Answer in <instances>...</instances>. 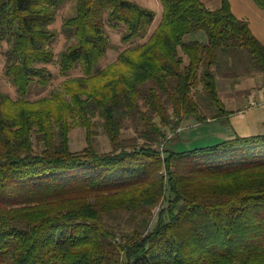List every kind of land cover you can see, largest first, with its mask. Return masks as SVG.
Wrapping results in <instances>:
<instances>
[{
    "label": "trees",
    "instance_id": "trees-1",
    "mask_svg": "<svg viewBox=\"0 0 264 264\" xmlns=\"http://www.w3.org/2000/svg\"><path fill=\"white\" fill-rule=\"evenodd\" d=\"M61 2L0 0L6 73L20 95L0 91V264H264V134L186 150L165 141L185 119L229 113L222 52L248 49L264 77V43L248 21L230 0H161L150 33L156 13L136 1L78 0L59 60L64 90L31 100L35 78H52L35 65L56 61ZM107 22L126 26L124 43L149 37L101 67ZM200 31L207 38L187 40ZM77 67L84 74L70 76ZM75 125L87 129L78 151ZM98 125L111 151L97 148Z\"/></svg>",
    "mask_w": 264,
    "mask_h": 264
},
{
    "label": "rangeland",
    "instance_id": "rangeland-1",
    "mask_svg": "<svg viewBox=\"0 0 264 264\" xmlns=\"http://www.w3.org/2000/svg\"><path fill=\"white\" fill-rule=\"evenodd\" d=\"M136 3L152 9L156 13L155 20L151 24L149 28V32H153L161 23L163 17V4L161 0H133ZM207 6L210 8H217L221 6V0H202ZM78 0H63L60 3V6L56 13L55 21L52 23L51 28L56 32L55 42H53L52 47L55 53L56 61L55 63H37L35 66L37 70H48L46 73L52 74V78L48 80V82L44 83L43 76L36 77L28 98L31 100H37L42 97H50L55 92H63V82L66 79L60 72V57L62 52H64L67 47L69 46V42L67 39V32L65 22L66 19L77 12ZM126 26L122 25L119 27H115L111 25L109 22L106 23V30L107 34L110 36L111 39V47L109 48L105 57L101 58L99 62V66L105 67L109 65L111 62H114L118 59L119 55L129 46L131 45H139L145 42L149 35H146L144 38H136L131 43H124L123 36L126 32ZM207 38V35L200 31L197 33L189 34L187 36V40H191L193 38ZM11 47V43L8 41H4L0 43V91L9 95L12 99L16 100L19 98V93L17 90L16 85L13 83L11 78L6 73V55L4 54L7 49ZM236 54L237 56H235ZM217 72V77L221 78L224 75V72H230L232 75L227 77L231 78L234 83H243L244 81L248 80L249 77L259 76L260 81L264 82V77L262 75V69L254 63L252 58L251 52H249L246 48H238V49H230L228 51L222 52L220 54V63L218 66L215 67ZM84 74L80 67L73 69L70 72V76L77 77ZM255 74V75H254ZM232 76V77H231ZM198 92L200 95L204 94L203 87L199 84ZM199 95V96H200ZM200 99V98H199ZM251 102L253 99L250 100ZM204 106V101H202ZM239 104V103H238ZM232 107L233 104H232ZM193 118L185 119L181 124L180 128L182 131L191 126ZM196 120V119H195ZM197 121V120H196ZM100 125L97 126L98 135L96 137V144L97 148L102 152H108L113 149L112 143L107 135V133L101 129ZM174 132L172 130L167 131L173 132V139L174 142H178L179 139L185 135H188V131L184 133ZM198 129L196 132H199ZM135 134L134 129H129L126 131V135L132 136ZM198 135L195 137L197 138ZM70 146L71 149L74 151H78L83 149L87 146V129L81 125H75L70 132ZM199 138V137H198ZM35 139V136H34ZM182 140V139H180ZM206 140L197 139L195 142H182L176 146L179 150H186V149H193L196 147L207 146L214 144L216 142H205Z\"/></svg>",
    "mask_w": 264,
    "mask_h": 264
},
{
    "label": "crops",
    "instance_id": "crops-1",
    "mask_svg": "<svg viewBox=\"0 0 264 264\" xmlns=\"http://www.w3.org/2000/svg\"><path fill=\"white\" fill-rule=\"evenodd\" d=\"M230 2L234 14L248 21L254 35L264 43V6L256 0H230ZM217 81L220 97L229 113L219 118H210L204 123L193 119L191 126L182 131V133L188 131L189 134L183 136L184 138L181 137L182 140L179 139L178 145L182 142L193 143L199 138L217 143L238 135L241 137L264 134V82L256 75L249 77L243 83H234L229 77H217ZM198 129L200 131L196 132ZM197 135L199 138H195Z\"/></svg>",
    "mask_w": 264,
    "mask_h": 264
},
{
    "label": "built area",
    "instance_id": "built-area-1",
    "mask_svg": "<svg viewBox=\"0 0 264 264\" xmlns=\"http://www.w3.org/2000/svg\"><path fill=\"white\" fill-rule=\"evenodd\" d=\"M180 130H182V129L179 127V128L177 129V131H180ZM173 135H174L173 132H168L165 141L168 140V139L171 140V138L173 137ZM164 145H165V143H163L161 147L163 148Z\"/></svg>",
    "mask_w": 264,
    "mask_h": 264
}]
</instances>
